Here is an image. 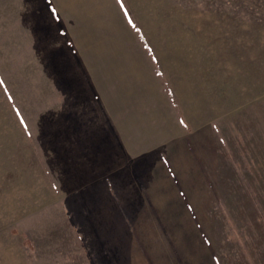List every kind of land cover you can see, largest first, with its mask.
<instances>
[{"label":"rangeland","instance_id":"374dc122","mask_svg":"<svg viewBox=\"0 0 264 264\" xmlns=\"http://www.w3.org/2000/svg\"><path fill=\"white\" fill-rule=\"evenodd\" d=\"M0 264H264V0H0Z\"/></svg>","mask_w":264,"mask_h":264}]
</instances>
